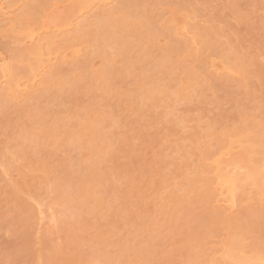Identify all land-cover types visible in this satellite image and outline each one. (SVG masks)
<instances>
[{
  "label": "rangeland",
  "instance_id": "rangeland-1",
  "mask_svg": "<svg viewBox=\"0 0 264 264\" xmlns=\"http://www.w3.org/2000/svg\"><path fill=\"white\" fill-rule=\"evenodd\" d=\"M11 1L5 0L4 5H8V9L11 7L9 10L14 17L10 16L16 19V30L0 34V57L4 58L7 66L23 70L35 62V57L22 55L23 48L27 50L30 47L22 45L23 38L28 31L39 33L40 30L32 20L24 18L18 21L22 17L19 15H26L25 8L33 15L34 10L36 13L34 7L37 6L39 12L56 3L62 16L59 18L71 20L77 0H36L35 5L34 0L33 3L32 0H28L30 3L27 0ZM118 1L126 3L114 0L113 8L111 5L112 9H106L114 11L115 7L119 8L121 4H117L120 3ZM129 3L136 8L138 5V11H149V19H155V26L159 25L160 29L166 25L174 30L172 27L178 20L187 18L190 25L200 23L203 31L197 30V24L198 37L188 54L183 51L185 36H177V39H182L177 41L176 36L170 37L168 32L169 35L165 32L157 39L142 34L145 38L140 44H134L141 45V50L147 47L148 52L155 48L144 56L138 55L140 51L134 52V44L127 46L132 44L131 36L130 42L127 36L120 40L119 34H116L118 37L115 36L114 41L101 43L109 45L104 50L107 55H112L108 56L114 59L112 64L115 63L119 68L117 70L122 68V65L118 66L121 62L133 64L129 67V74L121 78L109 74V77L117 76L114 79L116 82H111L113 78L107 76L100 81V88L93 86L90 92L71 86L68 88L67 85L61 87L59 81L65 78L68 82L76 78L71 80L74 83L84 80L88 73L91 77L96 71L104 69L106 61L103 59L93 58L91 63L87 62L89 51L94 52L95 39L99 36L97 33L94 37L92 31L101 30L100 26L96 29L102 18V10L98 8L99 16L91 17L92 21L90 19L89 26H86L88 28L84 26L83 31H79L88 34L86 39L82 37L75 41L69 49L60 43L51 50L53 56H62L64 49L66 53L72 50L78 53L71 57L72 60L68 58L65 62H57L55 71L50 69L54 71H51L53 75H49L50 82L45 81L49 77L43 75L41 79L44 83L40 80L33 88L34 92L22 100H10L6 107L0 105V264H227L221 258L222 242L230 234L239 233L242 225L254 220L252 231L244 233V243L248 247L260 245L259 251L264 255V201H259L264 185L259 188L242 183L236 191L235 215L233 212L230 214L238 221L232 219L227 222L222 215L223 207L216 203L219 187L215 183V175L209 171L215 156L211 158L208 155L210 159H204L206 155H202L214 151L223 153L232 145L235 148L230 151L236 156L233 161L235 166L244 165L246 156L252 155L245 150L241 158L243 151L236 141L244 135L262 141L260 148L264 150V0H131ZM162 14L165 18H160ZM156 17L159 19L157 22ZM78 22L82 25L81 20ZM78 25L76 28L80 27ZM131 30L129 28L127 32ZM89 32L94 36L91 34V37ZM214 40L216 45L212 43ZM210 43L215 45L213 51L204 47ZM119 44H126V48ZM120 51L128 53L125 54L128 59L122 60L117 56L123 54ZM164 51L170 55L169 58L167 56L169 62H176H171L173 68L177 66V70L185 68L189 72H185L186 78L180 77L185 69L177 72L173 69L176 72L172 74L173 80L168 79L171 72L168 73L167 69L162 74L161 70L156 73L157 66L154 71L152 67L141 71L142 67L145 68L144 63L148 64L146 67L155 65L157 62L154 61L160 59ZM167 58L163 59V63ZM140 63L143 65L141 68ZM220 63H224L225 67L240 68V73L226 75L220 71L219 74ZM134 64L138 66L134 67ZM165 66L168 68L170 65ZM190 72L192 76L188 75ZM157 76L163 80L160 86L156 84L161 92L157 96L154 94V99L142 96L145 93L142 89L150 84L152 86ZM178 90L180 97L177 96ZM173 95L177 99L172 98V101L170 97ZM28 108L35 111L41 108L42 111L38 112L41 115L38 116L36 111L30 121L25 113ZM45 109L48 114L43 112ZM75 112H79L78 115ZM56 113L60 115L58 121ZM72 113L76 115L72 117ZM75 117L80 124H87L88 120L94 124L101 123L100 131L104 133L103 137L108 136L106 143L109 145L105 144L108 151L100 155L99 177L90 185L94 192L92 190L84 203L65 204L54 200L53 190L59 184L56 191L59 190L62 195L70 193L69 196L74 197L79 186L82 187L91 178L94 154H100L98 145L93 147L88 144L91 141L98 143L97 136L87 135L88 130H82L87 138L83 134L85 142L78 145L80 148L74 145H70L73 149L68 148L70 146L58 135L64 129L74 131ZM60 118L64 120L60 121ZM38 119H42L43 126ZM57 125L60 126L57 128ZM25 126H30V130ZM51 127L56 132L53 133ZM215 137L222 143L217 145ZM88 147L92 148L89 152ZM260 148L257 151H262ZM250 150L255 152L253 148ZM262 156L253 155L251 158L254 157L255 161L252 160L255 163L260 158L262 160ZM206 169L207 172H204ZM192 180L197 181L194 189L202 191L201 198L194 197ZM194 201L199 204L194 205ZM99 202L102 209L98 206Z\"/></svg>",
  "mask_w": 264,
  "mask_h": 264
},
{
  "label": "bare ground",
  "instance_id": "bare-ground-1",
  "mask_svg": "<svg viewBox=\"0 0 264 264\" xmlns=\"http://www.w3.org/2000/svg\"><path fill=\"white\" fill-rule=\"evenodd\" d=\"M4 1L5 0H3V1L0 0V34H3L6 31H8V33H9V31L10 32L11 31L12 32H15L14 30H16L14 28V26H15V23L14 22L16 21V19L12 18V17H14L13 14H12L13 12L11 13L10 10H9L11 7L8 9L6 7L8 5L5 6L4 5L5 4ZM12 1H14V0H12ZM35 1L36 0H34V2ZM67 1H70V0H67ZM95 1L94 0H77L76 1V5H74V6H76L75 7V11L73 10L74 12H72L73 13L72 16L71 15H70L71 17L69 16L71 18V20H67V19L65 20L64 17L66 16V13H64L65 16L63 15V18L64 19H61L62 16H60L61 14H60V11H59V7L57 8V6H55V5H57L56 3H54L53 6L51 5L52 6L51 8L49 7V8H46L45 9V8L42 7L43 9H41L39 12H37V10H38V8H36L37 6L34 7L36 9V13H34L35 10L33 9L34 10L33 15L29 14L30 10H28L27 8H25L24 12L25 13L27 12L26 15L23 12L24 15H22V14L19 15V16H22V17H20V19H18V21H20L21 19L23 20L24 18H25L24 20H27V19L32 20L33 24L38 25L40 32L37 33L38 31H36V33H35L34 31L31 30L32 32L31 31L30 32L28 31L29 34L28 33L25 34L27 36H26V38H23L24 40L22 39L23 40L22 43H24L22 45L25 46V44H26L27 46H30V47L28 49H27V47H25V49H27V50H24V48H23L22 55L26 56L27 58L35 57V62L32 63V64H30L27 68H25L23 70H21V69L20 70H18V69L16 70V69H14L12 67H9L10 65L7 66V63L5 64L4 58L2 56H1L2 58L0 57V105L1 106L6 107L7 104L10 103V100H15V101H17L18 99L19 100H22L21 98H23L24 96H26V95L34 92L35 91L34 90L35 89V85H37V83H39L40 80L42 81L41 78H43V75L44 76L46 75L45 76L46 78H47V76L49 77V75H53V74H51V71L52 70L55 71L54 66H55V64L57 62H59V61L65 62L68 58H70V60H72L78 52L75 53L72 50V51H69L68 53H66L67 52L66 49L71 48L70 45L72 43H74L75 41H79V40H81L82 37L84 38L86 35H88V34H85L86 33L85 32V28H84V32L85 33L82 34L79 31L82 29L81 30V32H82L84 26L85 27L86 26H89V24H90L89 23V20L91 19V17H94L95 15L96 16H99V15H97L99 9H100V11L102 10L101 11V13H102L101 20L102 21L100 20L98 22V23H100V25L96 24L98 26L96 29H98L99 26H100V29L101 30L98 29V30H93L92 31V29H90L94 33V35H95L94 36L92 33L89 32L91 37H92V35L94 37H96L97 35H99V36H97L98 39H95L96 40V42H95L96 43L95 44L96 46L94 45L95 46L94 47V50H93L94 52H90L89 51V54L90 55H89V59L87 60V62L89 63L91 61V59L93 60V58H98V59L105 60L106 61V63H105L106 65L104 64V69L101 72H97L96 71L95 72L96 74H93V76H91V77H90L91 74L88 73V76H86V77L83 78L84 80L78 81L79 83L77 81H76L77 83L75 81H73L74 83H72L71 80H75L76 78L75 79H70L69 80L70 82L67 81L68 79L65 78L66 79V81H65V79L62 78L64 80V82H62L63 80L59 81L60 84L63 85V86L61 85V87H65L67 85V86H69L68 88H71V87H73V89L74 88L75 89H80L81 88V89H86L88 92H90L91 87H93V86L96 87V88H100L101 87V85L99 84L100 81L101 80H104V78H106L109 74H111V75L116 74L120 78H121L122 75L124 76L126 73L129 74L128 72H130L129 71V67H130L131 64L128 63V65H127L125 61H124V64H121L122 62L121 63L118 62L120 64L118 66H121L122 65V68L120 70H117L119 68L115 65V63L112 64V62H114V61H112L113 58L111 59V56L112 55L111 54H108V55H111V56H108L106 54L107 52L105 51L106 50L105 48L108 47L109 45L107 44V46H106V44H102V43H105L106 40H110V41L112 40V41H114L115 40L114 38H116L115 36H117L118 34L120 36L119 37L120 40H122L121 37L126 38V36H127V39H129V36H131V38L133 40L132 41V44L130 45L129 43H126V44H129L127 46H130V47L134 43L135 44L136 43L137 44H140V42L142 41V39L144 37V36H141L142 34H145V37L148 36V35L155 36L156 39H157V38H160L163 34L165 35V32H166V35L169 33L170 34V37H175L176 36V39H177V36H182L180 38H183V36H185L184 37L185 38V40H184L185 42H183V44H185L184 45L185 48L183 47L184 48V50H183L184 52L192 51V47H194V46H192L194 44V41H195L194 39L196 37H198V33H199V32H196V29H197V27H198V25L200 23H196L195 24V22L193 21L194 23L192 25H190L191 22L189 24V22L186 21L187 18L186 19H180V20L177 19L178 22L175 24V22H176L175 21L174 22L175 25H173V27H172V28H174V30L168 29V27L166 25H164V26L162 25L161 26V29H160V26L159 25H158V27L155 26V19H154V21H152L153 20L152 18H151L152 20L149 19V17H148V14H150V13H148L149 11L147 12V10L146 11L144 10L143 12H141L142 10H139V11L137 10L139 7L137 5V8H136V6H135L136 5V2H134L135 5L131 6V3L133 4V2L129 3L131 0H129L128 2L124 0V2H126L127 4L126 3L121 4V1H118V2H120V3H117L119 5L120 4L121 5H124L125 4L124 6L125 7L126 6L128 7V5L130 4V6L128 8L126 7L127 9H124V6H123L122 7L123 10H122V8L120 9V7H121V5H120L119 8L117 7L118 9L115 7L114 11L113 10L112 11L110 10L111 11L110 12V11H108L106 9V7H109V8L112 7L113 8V1L114 0H111V1H109V0L108 1L107 0H102L104 2H101V1L98 0L99 2L96 1V3L97 2L99 3V4L97 3L98 5L95 3ZM28 2L30 3V1H28ZM36 2H38V0ZM36 2L34 3V5L36 4ZM39 2L41 4V1H39ZM31 3H33V0L31 1ZM40 4L37 3V5H40ZM26 6H28V3H27ZM72 6L73 5H71L69 7L71 8ZM30 7H31V5H30ZM28 8H29V6H28ZM31 8H33V5H32ZM146 12H147V14H146ZM10 15H12V17ZM91 15H93V16H91ZM25 16H27L28 18H26ZM100 16H101V14H100ZM164 16L165 15L162 14L160 16V18H165ZM59 17H61V18H59ZM78 20L79 21L80 20L82 21V25H81V22H78ZM150 20H151V23H150ZM158 20L159 19L156 17V22ZM163 20H164V22L166 24L169 21L168 18H167L168 21L167 20L165 21V19H163ZM74 21H75V23H74ZM76 21L78 23H80V25H78V23L76 24ZM91 21H92V19H91ZM72 23H74V24H72ZM152 23H154V25ZM151 24L154 26V29H153V26ZM73 25H76V26L74 27ZM77 25L80 26V27L76 28ZM86 28H88V27H86ZM129 28H130V30L133 29V30H131V32L128 31V32H130V34L127 32V30ZM113 29H114V31H113ZM116 29L118 30V32H116L117 31ZM86 30H89V29H86ZM166 30H168V31H166ZM197 30L198 31L201 30V32L203 31L202 29H200V25H199V28ZM70 31H73V33H71ZM205 31L206 30H204V32ZM212 31H214V30H212ZM110 32H112V34ZM87 33H88V31H87ZM207 33L208 32H206V34ZM67 35H69V36H67ZM113 35H114V37H113ZM90 36H89V38H90ZM186 36L187 37L189 36V37L187 38ZM203 36H205V34H203ZM207 36L209 37V39H211L210 38L211 35L207 34ZM207 36H205V37H207ZM208 37H207V40H208ZM180 38L178 37L177 41H181L182 39H180ZM85 39H86V37H85ZM203 39H205V38H203ZM130 40L131 39H129V41ZM97 41H100V42H98V44H97ZM214 42H216V41L214 40L212 43H214ZM60 43L62 45H64V47L66 48V49H64V51H62L65 54H63L62 56H60V55L53 56L54 54H51V50L53 48H56L57 46H60L59 45ZM212 43H210V45L205 44V46H204L205 49H208V50L214 49V46L216 45L217 42L214 43L215 45L213 44L214 46L212 45ZM126 44H123V45H125V48H126ZM135 44H134V46H132V48L135 47V49H134L135 50L134 51L135 53H137V52L139 53V51H140V54H138V55H141L142 54V56H144L147 53L150 54L151 53L150 51H152V50L155 49L154 47H152V50H150L148 52L149 49L147 47H145L146 50L144 49V47L141 50V47L142 46L141 45H135ZM123 45L119 44L120 47H122ZM211 45L213 46V48H212ZM136 47L137 48L139 47L138 48L139 50ZM95 48H96V50H95ZM125 48L123 50H125ZM157 48H159V47H157ZM215 48L217 49L218 47L216 46ZM159 50H161V49L159 48ZM169 50H170V48H169ZM74 51H75V49H74ZM18 52L20 53V51H18ZM120 52L123 53V51H120ZM218 52H221V51H218ZM166 53H167V51H166ZM125 54H128V53H125L124 52L123 54H118V55L116 54V55L117 56H120L122 58V60H125V58L128 59V57H129V56L125 57ZM168 54H171V53L168 52ZM187 54H188V52H187ZM15 56L16 55H14V57ZM18 56H19V54H17V57ZM162 56L157 61H154V63L157 62L155 65L152 62L153 66H149V67L147 66L148 68L146 67V65H148V64H145L144 63V65H145L144 67L146 69L143 68L142 67L143 65L141 66L142 63H140V66L139 67L140 68L142 67V70L141 69L140 70L143 72V70L146 71L147 69H151V67H152V70H153V68H156L155 66H157L156 71H158V72H156V73H159V71L161 70L160 71V74H162L167 69L168 70V73H169V71L171 72L170 74H168V75H171V77L168 76V79L170 80V78H171V80H173L172 79V77H173L172 74L173 73H176L177 71H180V70L185 69V68H183V69H178L177 70L176 69L177 68L176 65H174V66H176V68L175 67L173 68L172 63H171L173 61H170L169 62L170 59L168 60V58H169L170 55L168 56L167 54H165V51H164V54ZM167 56H168V58H167ZM71 57H73V58H71ZM165 58H167L168 61L166 60L165 61L166 63H163L164 60H165ZM52 60H54V61H52ZM122 60H120V61H122ZM161 60H163V61H161ZM158 61H159V63H158ZM160 61H161V63H160ZM162 63H163V67L164 68L162 67ZM173 63H176V62H173ZM213 63H212V65H213ZM157 64H159L160 66L157 65ZM165 64H167V65L169 64L170 66L167 68L165 66ZM220 64H221V66H219V67L221 69L220 70H217L219 72V74H221L220 71H222V73H225L226 75L229 74V73H233V72H235V73H238L239 72L240 73V71L238 70L240 68L235 69L236 67L235 68L228 67V66L225 67V65L223 66L224 63L223 64L220 63ZM114 65L116 66L115 68H113ZM138 65H139V63H138ZM138 65L136 64L134 67H137ZM214 65H215V63H214ZM214 65H213V67H214ZM123 66H124V68H123ZM127 66H128V70H127ZM87 67H90V66H87ZM50 69H52V70H50ZM173 69H174V71L176 70V72H174ZM214 70L216 71V69H214ZM54 71H52V73H54ZM90 71L92 72L91 69H90ZM183 71H181V72L184 75H182V73L180 72L181 73V76L180 77L187 76V75H185L186 69L183 70ZM191 72H192V70H191ZM191 72H190V74H188L189 76H192ZM48 73H50V74H48ZM187 73H189V72H186V74ZM246 73L247 72H245V74ZM215 74L218 75L217 72ZM79 76H82L83 77V74H80ZM110 77H112V76H110ZM110 77L108 76V78H110ZM112 78L113 79H112L111 82H113V80L115 79L114 77H112ZM159 78L160 77L157 76V78L155 77V79H153L155 86H154L153 83H152V86H151V84L149 86L148 85L149 83H148L147 85L149 87H146V89H142V93L145 92L144 95L142 94V96L145 97V95H146V98L151 97L152 99H154L152 96H154V94H156V96H157V94H159V92H161V90L159 89V87H157V86H160V84H161L160 82L162 80V78H160V79ZM49 79H50V77L47 78V79H45V81H47V82L49 81L50 82ZM179 80H178V83H179ZM114 82H116V81L114 80ZM162 82H163V80H162ZM194 82L196 83L197 81H194ZM52 84H53V82H52ZM156 84H158V85L156 86ZM185 84H186V81H185ZM36 89L38 90V88H36ZM156 92H158V93H156ZM179 92L180 91L178 90L177 91V93H178L177 96L180 97L181 96V93H179ZM56 95L59 96L58 93ZM56 95H55V98L58 99L59 97H57ZM175 96L173 95V97H170L171 100H172V98H174V99L176 98L177 99V97H175ZM121 97L123 98V95ZM179 97H178V100L180 99ZM32 105H30V106L27 105V107H31ZM38 106H40V105H38ZM35 109H37V108H35ZM40 109H38V111L36 110L37 111V115H38V112H39ZM25 111H27V112H25ZM25 111L24 112L27 114L26 115V118L29 117L30 119L29 118L28 119L31 121V117H32V119L34 118V116H35L34 114H36L35 113L36 111L34 109H32V108L29 109V110H25ZM40 111H42V110H40ZM47 111H48L47 109H45V111L43 110V112H45V114H48L49 111L48 112ZM43 112H41V113L43 114ZM78 113H76V114L78 115ZM56 114H58V115H55V116L58 117V118L56 117V120L58 121L60 115H59V113H56ZM76 114L73 115V113H72V117L75 116ZM88 114H89V112H88ZM39 115H41V114H39ZM62 115H64V114H62ZM41 120L42 119H38L39 124L41 123ZM61 120H64V119H61L60 118V121ZM78 120L79 119L76 118V121H74L76 123L72 122V124L74 123L73 126H72L73 129H74V131H69V130L66 131L64 129V131H59L60 133L58 132L59 134L58 133L57 134L60 135L62 137V139L64 140V142L67 143V146L68 145L69 146L70 145H74L75 147L77 146L78 148H80L81 146H78V145H80L81 143H84L85 142L84 141V135H85V133L82 130L83 129L84 130H88L89 133L87 135L89 137L90 136H93V137H96L97 136V137H99L98 139H100V140H98L97 137H96V140L98 141V143L97 142L94 143V142L91 141V143H88V144H90V145L92 144L91 146H93V147H94V144L95 145H98L99 146V149H100V152H99L100 154H97V155L94 154V157L92 159V161H93L92 162L93 163L92 164L93 165L92 166V172L90 174L91 175V178L90 179L88 178V180H86L84 182V184H82V187L79 186L78 191H75V194H74L75 196L74 197H70L69 196L70 193H67V195H62V192L60 193V191L57 190L60 193V194H58V192L55 189L56 188H59L58 187V186H60L59 184L58 185L56 184L57 187L55 186L56 187L55 189L53 188L54 185L52 186V188L54 189L53 190V193L55 191V193H54L55 199L54 200L55 201H59L61 203H65V204L72 203V202H74L75 204H81V203H84V201L88 197L91 196L92 190L94 188L92 189L90 187V185L92 184V182L96 181V179L99 177V171H100L99 165L102 162V160H101L102 157L100 155L103 154L105 151H108V150H106V145L107 146L109 145V144L106 143L107 142V139L106 138L108 136H105L104 135L105 137H103V134L104 133L100 131L101 130L100 129L101 126H99V124H101V123L94 124V123H91L90 120H88L89 122H87V120H86L87 124H82V123L80 124V122L77 123ZM30 121H28V122L31 124L32 122H30ZM35 122H37V121H35ZM35 122H34V124L37 125L38 123H35ZM44 122H46V120H44ZM54 122H55V120L54 121H51L50 122V123H52L51 125H53ZM42 123H43V121H42ZM61 124H63V121H62V123L60 122V125ZM60 125H57V128ZM41 126H43V124ZM28 127L25 126L26 129L28 128L30 130V126H28ZM52 127H54V126H52ZM25 128H23V131L25 130ZM47 128H48V126H47ZM57 128H55V129H57ZM66 129H68V128H66ZM29 130H27V131H29ZM49 130H50V128H49ZM51 130L54 133V131H55L54 128H52ZM51 130H50V132H51ZM27 131L25 130L26 133H29ZM57 131H58V129H57ZM58 135H56V136H58ZM87 135H85L86 138H87ZM213 139H214V141L216 142L217 145H219L220 143H222L220 141V139H218L216 137L213 138ZM92 140L94 141L95 139L92 138ZM108 142H109V139H108ZM236 142L239 143V147H240V149L242 148V151H243V152L240 151L241 152L240 155L243 153L241 155V158L244 155V152L246 153V151H249V153H252V155H250V157H249V154L247 152L248 156H246V159L244 158L246 160V164H244V165L243 164L242 165L240 164L239 166L238 165L235 166V164H234L233 161H234V159H235L236 156L232 152V151H234V148L235 147L232 148V145H229V147L227 148L229 150L227 152H225L227 150L226 149L223 153H221V152L218 153V152H215L214 151L212 153H207L206 152L207 154H205V153L202 154L203 156L204 155L207 156V157L206 156H204V157L202 156L204 159H207V158L210 159V157H208V155H211V158H214V156H215V159L212 162V166H210V169L209 168L208 169H209L210 172L214 173V175H215V183L219 187L218 193L216 195V197H217L216 198V203L221 204V206L223 207V210L221 209L222 210V215L224 214L225 221H227V222H230L232 219H235V220L238 221V219H236L233 215L231 216L230 214L237 207V203H236V200H237V198H236L237 197L236 196V191L242 187L241 184L242 183H247V185L249 184L250 187L251 186L257 187L258 186L259 188H261L264 185V162H262V161H264V158H262V160L260 158L259 159L260 161L258 160V162H255V163H254V161H255L254 160V157L251 158L253 155H261V156L264 155V150H262L260 148V147H262L261 145L263 144L262 141L260 142L259 140H256L255 138H253L251 136L244 135L243 137L241 136V138H239L238 141H236ZM68 148H72V147L70 146ZM88 148H91V147H88ZM88 148H87V151L88 152L90 150H92V148L89 149V150H88ZM249 148L250 149L253 148L255 152H253V150L251 152V150ZM258 148H260L262 151H260V150L257 151ZM230 150H232V151H230ZM252 161H253V163H252ZM243 169H245L246 171L245 172L242 171ZM204 172H207V169L204 170ZM196 182L195 181L193 182V180H192V182H191L192 183L191 185L193 186L192 189L195 188L194 187V183L196 184ZM53 184H55V183H53ZM56 192H57V194H56ZM76 192H78V194H76ZM93 192H94V190H93ZM63 194H64V192H63ZM202 194H203L202 191H200L198 189H194V191H193L194 197L199 196L198 198H201ZM263 195H264L263 191L260 192V195L259 196H261V199H259V201L261 203L264 201ZM51 203H53V201ZM193 203H196L194 205H198L199 204L197 201H194ZM98 206H99L100 209L103 208L101 206L100 202L98 203ZM103 206H104V203H103ZM218 207H220V205ZM190 211H189V213H190ZM39 213L42 214L40 211H39ZM234 215H235V213H234ZM253 215H255V214H253ZM255 216H257V214ZM254 221H251L249 223H246V224L242 225L240 227V229H241L242 232L240 231L237 234H230V237L227 240H224L222 242L223 246H222V249H221V258L223 259L224 262H226L227 264H264V255L262 253H260V251H259V249L261 248L260 245L248 247L244 243V239H245V236H246V234H244V233H247L249 231H252L251 230V229H253L252 226H253V224H255Z\"/></svg>",
  "mask_w": 264,
  "mask_h": 264
}]
</instances>
